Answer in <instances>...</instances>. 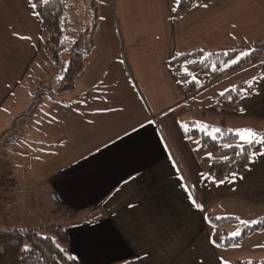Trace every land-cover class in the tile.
<instances>
[{"label":"crops","instance_id":"0c3cea01","mask_svg":"<svg viewBox=\"0 0 264 264\" xmlns=\"http://www.w3.org/2000/svg\"><path fill=\"white\" fill-rule=\"evenodd\" d=\"M110 1L134 93L120 90L116 75H104L103 52L96 44L73 91L57 93L53 80L40 91L51 63L42 44V21L32 0H0V177L13 180L0 195V230L67 226V254L80 264L249 259L248 250L264 242L253 235L264 236V228L234 245L219 246L209 217L236 216V230L264 217V144L249 157L244 172L212 178L208 171L215 156L186 130L187 121L196 120L172 60L195 50L201 53L177 62L202 60L216 50L264 49V0L197 1L177 16L173 12L180 0ZM115 45L116 38L108 47ZM94 59L97 71L88 74ZM258 65L252 84L242 90L245 84L236 75ZM261 68L256 62L216 74L214 81L223 77L225 84L218 97L240 84L238 107L221 100L212 107L217 120L236 132L249 127L264 133ZM12 110L21 117L18 125L6 113ZM17 128L20 139L25 134L24 146L7 151ZM53 192L62 196L60 204L52 200ZM252 240L256 243L246 247Z\"/></svg>","mask_w":264,"mask_h":264},{"label":"trees","instance_id":"16d2710c","mask_svg":"<svg viewBox=\"0 0 264 264\" xmlns=\"http://www.w3.org/2000/svg\"><path fill=\"white\" fill-rule=\"evenodd\" d=\"M197 1L209 0H180L173 14L177 16L183 13ZM32 2L37 5L35 10L43 24L42 44L44 50L52 56L53 66L56 68V92L63 94L73 91L78 79L84 74L86 64L95 48L93 34L96 33L97 23L92 27L89 35H80L65 56L64 18L67 12V1L32 0ZM200 51L195 50L192 53L182 54L178 58H174L172 64H176L178 59L199 54ZM256 62H261V71H264L263 48L255 47L246 51V48L237 47L205 53L200 65L205 71L211 68H219L221 70L218 75H221L224 69L233 71ZM179 79L190 94L196 91L197 82L190 75H181ZM239 85L221 94L220 100L223 105L231 108L238 107ZM187 124L188 133L198 135L201 143L215 156L208 171L214 179L220 180L244 172L249 157L262 146L259 142L239 144L237 142L238 133L229 128L224 121L219 126L205 125V128L192 127V125L197 124V121L194 120H188ZM214 129L221 131L214 133ZM236 219V216L231 215H210L209 223L214 228L213 241L215 244L231 246L246 235L264 228V217H261L253 223H243L238 235L233 236L227 232L226 224ZM69 243V227L64 225L50 223L39 226L8 227L0 230V264H80L67 254ZM231 264H264V259L236 260Z\"/></svg>","mask_w":264,"mask_h":264},{"label":"rangeland","instance_id":"374dc122","mask_svg":"<svg viewBox=\"0 0 264 264\" xmlns=\"http://www.w3.org/2000/svg\"><path fill=\"white\" fill-rule=\"evenodd\" d=\"M66 1H67V12L64 18L65 56L67 54L68 49L75 43V41L80 37V35L81 34L89 35L93 29L92 27H94L95 23H97L96 33L93 34V39H94V43L97 45L98 50L100 52H103L100 61L101 63H103V65H106V67L102 69L104 75L107 73H112L116 75L117 85L120 86V90H124L126 92L128 91V93H134L135 88H134L133 79L129 75V71L127 67L128 65L125 63L123 59V54L120 48V44H118L119 41L118 32L116 28L113 8L111 6V1L110 0H66ZM115 38H116V45L114 47L111 46L108 47L109 43L111 42L115 44ZM96 50L93 56H95L97 52ZM65 60H67L66 57ZM45 61H47V57H45ZM93 62H94L93 65H91L88 69V74H92V75L96 73L97 66L99 63L98 60L95 59ZM200 62H201V57L196 56L191 58L189 62L186 61L179 63L177 62L176 64L174 65L172 64V65L174 67V70L178 72L180 76L184 75L185 73H188L192 76L193 79L197 80L196 91L192 94L188 92L191 96L188 112L191 118L197 121V124L192 125V127L194 126L197 128L200 127L205 128L207 121H208L207 126L213 124L214 122L218 123L216 125L219 126L222 123V121L220 122L219 118L217 120V115L214 116L212 114V112L214 111L212 107L219 106L218 103V101L220 100V97H218L220 93L219 91L221 92L224 91V90H219L225 86V84L220 81L223 77L219 80L214 81L217 78L216 74L221 69L212 68L209 71H204L201 68ZM258 67L259 65L253 67L250 70L243 71L242 73H238L236 75L238 81L243 83L242 86L245 84V86L242 87V90L244 89L246 90L248 87H250V85L252 84V80L250 79V77H253ZM47 69H48V73L45 74L44 81L43 82L41 81L38 85V87L41 88L40 91L46 89L45 86H47V83L51 80H53L55 84L57 83V77L55 75L56 68L53 66L52 56H51V63L47 67ZM6 113H9L10 115H14L11 117L12 122H14L15 120L17 125L20 124L21 117L18 116L19 113L16 110L6 111ZM15 114H17L18 116L17 118H15L16 117ZM248 128L249 127H242L239 132L237 131V133L240 135V137L241 135H246L245 133H243L242 130ZM18 130L19 129L17 128L16 130L12 131L13 140L12 143L9 144L10 148L6 149L7 151L9 150L14 151L15 145H21L22 147L19 148H23L24 144L21 143H24L26 141V140L24 141L25 134L23 132L22 135L24 137L20 139L19 137L20 134L17 135ZM1 134L2 133H0V135ZM259 139H260L259 137L256 138L257 141ZM237 142L239 144L247 143L239 139V137ZM3 144H4V139L0 137V153L4 149ZM31 145L32 142L29 143V146ZM5 175L6 174H2L0 179H2ZM57 204L60 203L57 202ZM44 211L45 210H43L41 207V212ZM46 211L49 213L48 210ZM19 213L20 215H22L20 211ZM22 217L27 218L29 216H22ZM237 226H238V221H234L233 223H229V225H227V228L228 230L232 231L231 234L239 233L241 228L238 227V229L236 230ZM234 229L236 230L235 232L233 231ZM260 235H261L260 233H254L253 237L257 236L255 239H260L261 241H264V236H260ZM254 242H255L254 240L248 241L245 246L246 247L250 246ZM257 243L258 246H254V248L248 250L250 254L249 256L247 255V258L264 259V242L263 243L257 242Z\"/></svg>","mask_w":264,"mask_h":264},{"label":"snow or ice","instance_id":"6c2138e0","mask_svg":"<svg viewBox=\"0 0 264 264\" xmlns=\"http://www.w3.org/2000/svg\"><path fill=\"white\" fill-rule=\"evenodd\" d=\"M32 7H33V8H36L37 5H36L35 3H33V4H32ZM34 14L38 15V13H34ZM244 55H247V53H244ZM233 62H236V61H233ZM186 130H187V129H186ZM220 131H221L220 129H214V130H213L214 133H218V132H220ZM242 131H243V133H245L246 135H241V137H240L241 140H243V141H245V142H247V143H249V144L254 143V142H259V143L264 144V133H257V132H255V130H253V129H244V130H242ZM209 134H212V133H209ZM256 137H259L260 139L257 141V140H256ZM209 156H211V154H209ZM190 198H191V197H190ZM193 203H194V205L197 206V207H202V206H200V205H196V204H195V200H193ZM232 235L235 236V235H238V233H233ZM25 247L27 248V246H25Z\"/></svg>","mask_w":264,"mask_h":264},{"label":"built area","instance_id":"2783aa9c","mask_svg":"<svg viewBox=\"0 0 264 264\" xmlns=\"http://www.w3.org/2000/svg\"><path fill=\"white\" fill-rule=\"evenodd\" d=\"M12 187H13L12 177L4 176L2 179H0V195H3L7 190L11 189ZM51 198L56 203L62 202V196L57 192H53L51 194Z\"/></svg>","mask_w":264,"mask_h":264}]
</instances>
